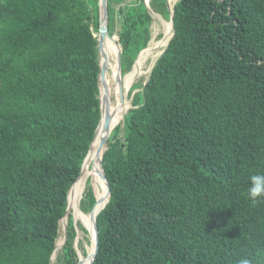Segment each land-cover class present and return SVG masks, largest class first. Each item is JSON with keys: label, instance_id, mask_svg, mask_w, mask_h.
<instances>
[{"label": "trees", "instance_id": "1", "mask_svg": "<svg viewBox=\"0 0 264 264\" xmlns=\"http://www.w3.org/2000/svg\"><path fill=\"white\" fill-rule=\"evenodd\" d=\"M150 4L153 15L145 0H108L124 104L126 74L163 18L160 51L144 61L149 80L132 87L104 149L111 197L93 264L260 258L264 202L243 193L264 173V0H178L166 50L167 0ZM100 17V0H0V264L87 257L78 229L88 230L67 209L102 117ZM94 177L81 200L88 214L108 199Z\"/></svg>", "mask_w": 264, "mask_h": 264}, {"label": "water", "instance_id": "2", "mask_svg": "<svg viewBox=\"0 0 264 264\" xmlns=\"http://www.w3.org/2000/svg\"><path fill=\"white\" fill-rule=\"evenodd\" d=\"M146 1L147 0H145V3H146ZM167 4H168V9H169V11L171 13V17H170V20L169 21L172 22V26H173V36H172V38H173L174 35H175V27H174L175 5H174L173 10H171L170 7H169V0H167ZM100 6H101L100 28H99L98 33H95V35L98 36V38H99L101 59H102V51H104V48L106 46V42L107 41H110L114 45V53H113V56L115 57V66H114V69L112 71V75L115 74V76H116V83L118 84V87H119L118 88V90H119L118 91V99H119V101L117 99L115 112L112 115L110 113V117L107 119V124L108 125H107V127L105 128V130L103 132V139H102V143H101V146H100V153L101 154L99 155L98 163L96 165L94 164L93 167H92V169H94L95 172L102 171V174H103L102 175V179L100 181L98 180V178H97V176L95 174V177L93 178V181H92L93 191H94L95 195L99 199H101L102 196H100L101 194L98 193V186H99L102 189V191L104 190L108 194V199L103 204L101 203L102 202V199L98 201V204L96 206V209H95L94 213L93 214H89V216L92 218L91 219L92 220V223H90V225H85L82 221H80L84 225V227L88 230V234L90 235V238H91V244L92 245L95 244V251H94L93 255H89L87 253V257L85 258V260L87 261L86 264H93L94 263V260L96 258V255L98 253V249H99V231H98V226H97V217H98L100 211L103 210V208L108 204V202L110 201V197H111L110 191L106 187L105 182H104V180H105V171H104V169L102 167L101 161H102L104 149H105V146H106V142H107V140H108V138H109V136L111 134V131L114 129V127L117 126V125L114 126V119L118 116V114H119V112H120V110H121V108H122V106L124 104L123 103V100H124V91L122 89V77L125 74H123V72H122V55H121V49H120L118 43L116 42V40L110 35L109 30H108V0H100ZM147 7L149 8L151 14L153 15L154 11H153L152 7H149L148 5H147ZM150 41H149V43H150ZM146 48L147 47H145L144 49H142L141 52L139 53V55ZM137 59H136V61H137ZM101 68H102L101 83H105V79H106V75L105 74H108V71L105 72L103 70V67H101ZM100 98H101V95H100ZM110 106H109V111H110ZM104 116H105V111H104V108H103V105H102V117H101L100 122H99V125H98V127L96 129L95 136H96V133H97L99 127H100V124H101L102 119H103ZM94 139H95V137H94ZM94 139H93V141H92V143L90 145V149L88 151L87 157H86V159H85V161L83 163V166H82L81 174L78 177L77 181H79V179L82 177V175L85 172V169L87 168V166L91 164L90 161H89V159H88V156H89V153L91 151V148H92ZM74 184L71 186V188L74 186ZM71 188H70V190H71ZM70 190H69V192H70ZM79 203H81V200H79ZM71 211L73 213L74 220L76 222V215L74 213V210H71V208L69 207V194H68V209H67V214L70 213ZM86 214H88V213H86ZM64 228H65V224H64ZM61 247H62V244L60 245V248ZM79 264H81V261H80Z\"/></svg>", "mask_w": 264, "mask_h": 264}, {"label": "bare ground", "instance_id": "3", "mask_svg": "<svg viewBox=\"0 0 264 264\" xmlns=\"http://www.w3.org/2000/svg\"><path fill=\"white\" fill-rule=\"evenodd\" d=\"M176 3V0H169V7L171 10H173L174 8V5ZM163 18L162 15H160V13H156L154 18H153V24H152V38H151V41L149 43V45L147 46V48L139 55L137 61L135 62L133 68L130 70L132 71L133 69H135L137 66H139L142 61H146L148 55L150 54L151 52V44H152V41H153V38L157 36L158 34V24L160 22V20ZM173 31V26H172V22L169 21V31H168V38H166V48L168 47L170 41H171V37L172 35L170 36L171 32ZM173 33V32H172ZM170 36V37H169ZM106 45L108 47H110L111 45L113 44H109L108 41L106 42ZM150 48V49H149ZM165 48V49H166ZM106 49V48H105ZM108 49V48H107ZM110 49V48H109ZM109 51V50H108ZM111 51V50H110ZM160 51V39H159V44H158V50H157V53H156V56L158 55ZM103 52V57H104V52L105 51H102ZM155 56V58H156ZM102 57V58H103ZM108 61V60H107ZM143 61V62H144ZM105 63V62H104ZM143 64V63H142ZM154 64V63H153ZM103 66V65H102ZM106 66V65H104ZM142 66V65H141ZM141 66L138 68L141 70ZM153 66V65H152ZM136 69V70H138ZM115 80V79H114ZM117 83H115L116 85ZM115 85L112 89H109L108 92L104 93V98L106 99L105 101V106H104V111H105V116L103 117L102 119V122L100 124V127L96 133V136H95V139H94V142H93V145H92V148H91V151L89 153V156H88V159L90 161V163H92L93 161H95V165L98 163V160H99V155L101 154L100 153V146H101V143H102V139H103V132L105 130V128L107 127V119L109 118V113H108V109H109V106L112 102V98L113 96L115 95L116 91H115ZM122 89L124 91V86H123V77H122ZM118 92V91H117ZM103 98V99H104ZM118 99V95L116 96L115 100L117 101ZM119 101V99H118ZM131 108V107H130ZM129 108V109H130ZM128 109V110H129ZM122 110L123 108H121L118 116L114 119V126L118 125L119 124V120H120V113H122ZM127 110V111H128ZM89 163V164H90ZM90 165L87 166V168L85 169V172L83 173L82 177L79 179V181H77L74 186L71 188L69 194H70V197H69V207L71 208V210L73 209L74 212L76 213V219L79 221L81 220L85 225H90V223H92V218L86 214L85 212L82 211L81 209V203H79V200H82L84 198V191H85V183H87V179L89 178V176L92 174V170L90 169ZM91 170V171H90ZM94 171V170H93ZM99 171L98 172H95L97 178H99ZM84 215V216H82ZM79 238L83 239V232H81V230L79 229ZM60 245L59 244V248L57 247V249L55 250V253H54V257H56L57 255V252L59 251L60 249ZM63 245V244H62ZM85 247L88 251V254L89 255H93L94 251H95V244H91V242H87L85 243ZM86 258V256H85ZM86 260H82V264H86Z\"/></svg>", "mask_w": 264, "mask_h": 264}, {"label": "rangeland", "instance_id": "4", "mask_svg": "<svg viewBox=\"0 0 264 264\" xmlns=\"http://www.w3.org/2000/svg\"><path fill=\"white\" fill-rule=\"evenodd\" d=\"M178 2V0H176V3ZM175 3V4H176ZM146 4L149 6V7H151V4H150V0H147L146 1ZM153 24V23H152ZM151 29H152V26H151ZM159 34V33H158ZM157 34V36L156 37H154L153 38V41H152V46H151V52H150V54L148 55V57H147V60H151V59H153L154 57H155V55H156V53H157V50H158V39L160 38V35H158ZM108 43L110 44L111 42L110 41H108ZM112 44V43H111ZM106 48V49H105ZM105 48H104V57H103V52H102V59H101V61H100V63H101V67H103V70L106 72V69L107 68H112V69H110L109 71H113V69H114V66H115V57L113 56V53H114V45H111L110 47H108L107 45L105 46ZM108 48V49H107ZM110 48V49H109ZM109 50V51H108ZM111 50V51H110ZM108 60V61H107ZM105 62V63H104ZM145 62H143V64H142V66H141V70L140 69H138V70H134L132 73H129V74H126V76L128 77V76H131V77H133V81H131V83L129 84V88H128V90H126V92H125V95L126 96H129L130 97V100L129 101H127L125 104H123V106H122V108L123 107H125V109L126 110H128L130 107H132L133 106V104H132V102H133V93L131 94V90H132V87L134 86V84H142V85H144V84H147V82H148V80H149V77H150V74L148 75V76H146V74L144 75V67H145V64H144ZM149 64V63H148ZM148 64L146 65V68H145V71H148L147 70V68H148ZM103 65V66H102ZM104 65H106V66H104ZM106 75V79H105V83H101V89H102V93H101V100H102V105H103V108H104V106H105V98H104V93H106V92H108L109 91V89H112L113 87H114V85H115V83H116V76H115V74H113L112 75V78H108L107 77V74H105ZM109 75V74H108ZM115 79V80H114ZM118 84H116L115 85V91H116V93H115V95H118V92L117 91H119L118 90ZM140 89H138V90H136V92L137 91H139ZM114 95V96H115ZM104 98V99H103ZM114 98H116V96L114 97ZM113 98V99H114ZM112 99V100H113ZM114 101V100H113ZM112 101V102H113ZM111 102V103H112ZM111 105V104H110ZM108 113H109V115H110V112H109V109H108ZM122 113H123V110H122ZM122 113H120V117H121V115H122ZM124 117V116H123ZM123 117H122V119H123ZM121 119V120H122ZM120 120V121H121ZM120 123V122H119ZM91 167H93V164H91ZM92 170V175L95 173V170L94 169H91ZM90 170V171H91ZM94 170V171H93ZM69 197H70V194H69ZM73 210V209H72ZM75 213V212H74ZM75 215H76V213H75ZM89 215V214H88ZM82 216H84V215H82ZM85 217V216H84ZM76 222H79L77 219H76ZM64 224H65V221H63V223H62V228L64 229ZM86 224V223H85ZM79 230V229H78ZM81 232H83V231H81ZM79 234H80V232L78 231V236H79ZM83 234H84V232H83ZM84 237H83V239H81V238H79L80 240H82V244L83 245H85V243H86V241L89 243V242H91V238H90V235L89 234H84L83 235ZM85 236L88 238V239H86L85 238ZM54 256V255H53ZM83 260H85V259H83ZM55 261H56V258H52V263H55ZM81 264H82V260H81Z\"/></svg>", "mask_w": 264, "mask_h": 264}, {"label": "clouds", "instance_id": "5", "mask_svg": "<svg viewBox=\"0 0 264 264\" xmlns=\"http://www.w3.org/2000/svg\"><path fill=\"white\" fill-rule=\"evenodd\" d=\"M243 194L253 205H256L259 202H264V173L251 175L249 177V185L246 193ZM261 260H264V256L253 259L242 257L236 262V264H261Z\"/></svg>", "mask_w": 264, "mask_h": 264}]
</instances>
